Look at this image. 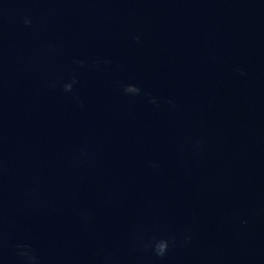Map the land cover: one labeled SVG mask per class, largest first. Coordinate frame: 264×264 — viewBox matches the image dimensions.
Segmentation results:
<instances>
[{"label":"water","instance_id":"water-1","mask_svg":"<svg viewBox=\"0 0 264 264\" xmlns=\"http://www.w3.org/2000/svg\"><path fill=\"white\" fill-rule=\"evenodd\" d=\"M0 264H264V0H0Z\"/></svg>","mask_w":264,"mask_h":264},{"label":"clouds","instance_id":"clouds-1","mask_svg":"<svg viewBox=\"0 0 264 264\" xmlns=\"http://www.w3.org/2000/svg\"><path fill=\"white\" fill-rule=\"evenodd\" d=\"M24 23L26 25H30L31 20L28 18H25ZM241 74L243 75V73H241ZM73 83H75V81H73ZM64 90L65 91H71L72 90V84L64 85ZM124 92L126 94H130V95H139L140 89L135 87V86L129 85V86H126L124 88ZM153 102H155V101H153ZM151 246L153 247V250L158 257H163L168 250L169 244H168L167 240H159V241H155L153 243V245H151Z\"/></svg>","mask_w":264,"mask_h":264}]
</instances>
